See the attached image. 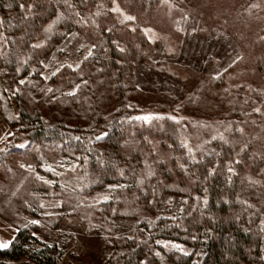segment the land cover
Wrapping results in <instances>:
<instances>
[{
	"label": "trees",
	"instance_id": "16d2710c",
	"mask_svg": "<svg viewBox=\"0 0 264 264\" xmlns=\"http://www.w3.org/2000/svg\"><path fill=\"white\" fill-rule=\"evenodd\" d=\"M163 1L116 0L134 17L137 28L132 31L109 11L112 0H0V70H11L21 88L13 98L18 109L11 122L13 135L0 154V200L21 189L18 199L40 211L31 193L53 192L52 199L74 213L82 197L109 193V201L87 208L94 215L90 229L115 237L104 264H143L158 251L172 264H264V18L254 27L249 77L254 86L250 103L255 102L260 112L235 106L228 137L203 140L192 150L193 162L183 146L185 132L176 121L163 118L148 125L135 120L137 109L128 105L137 67L152 63L156 52L144 30H164L158 10ZM68 33L79 34L88 47L95 44L93 57L81 64L82 76L64 67L49 78L48 85L58 89L59 99H51L49 93L33 100L26 83L19 81H29L35 89L41 85L46 69L39 61L46 62ZM41 41H46L45 46L33 50L31 45ZM76 83L81 84L76 97L62 95ZM96 96L115 99L114 115L99 114L86 125L64 120L90 111L86 109L93 107ZM43 108L52 110L51 115L58 112L60 119L53 122ZM252 114L254 122L243 123ZM241 124L246 131H239ZM102 133L107 136L96 140ZM24 141L25 147H18ZM21 163L25 168L19 167ZM47 163L74 168L52 174L43 168ZM28 164L34 172L27 170ZM229 167L234 172L229 173ZM149 171L154 174L149 176ZM37 172L53 180L52 188L35 181ZM68 191H74L76 198ZM171 199L178 203L167 208ZM123 221L131 224L133 233L116 238V226ZM16 240L19 255L36 264L61 261L63 249L42 242L27 229L19 230ZM157 240L180 243L192 251L185 255L165 250ZM0 255L12 256V252L0 251Z\"/></svg>",
	"mask_w": 264,
	"mask_h": 264
},
{
	"label": "rangeland",
	"instance_id": "374dc122",
	"mask_svg": "<svg viewBox=\"0 0 264 264\" xmlns=\"http://www.w3.org/2000/svg\"><path fill=\"white\" fill-rule=\"evenodd\" d=\"M253 4L259 7H250ZM117 5L115 3L112 7ZM119 8L121 9L120 6ZM158 10L164 30L159 27L144 30L148 40L156 44V52L152 63L137 67L128 105L137 109L135 117L151 114L163 119L175 116L179 121L176 123L185 132L188 147L196 151L203 140L228 137L235 106L257 108L255 102L250 103L254 86L249 77L253 71L251 62L255 54L254 27L264 18V0H164ZM112 13L119 21L124 20L126 15L131 16L122 9ZM122 24L132 31L137 28L135 19L124 20ZM69 40L71 43H68ZM79 43L86 47L76 52L75 48ZM65 47V52L58 51ZM59 48L45 63H52L53 57L58 62L67 60L71 63L77 58L83 60L88 46L79 34L68 33ZM51 70L54 69H46L44 74L48 79L43 76L44 82L37 85L36 89L31 87V82L25 80L33 100L44 99L45 96L39 89L50 87L48 80ZM217 75L218 78L214 79ZM15 81L16 76L11 70H0V154L9 141L8 133H13L11 122L18 115L13 98L21 92V88ZM92 104L93 107L86 109L90 110L87 113L67 115L68 118L64 117V120L71 125H86L94 122L99 114L103 118H110L118 109V103L111 97L96 96ZM43 112L52 116L53 122L60 119L56 111L51 115L52 110L43 108ZM162 119H154L146 124L152 125ZM254 119V115L245 117L243 123L252 124ZM241 129L246 131L244 124H241ZM22 144L26 145L27 141ZM51 164L47 163L43 168L49 171L47 169L50 166L54 169L49 171L52 174H65L74 168ZM36 176H44L38 172L35 174V181L43 183ZM2 177L0 173L1 180ZM29 179L27 177L21 186H25ZM44 180L51 181L50 184H44L52 188L53 180L46 176ZM20 190H16L7 199L0 200V242L12 241L11 246L6 249L12 252V256L0 255V264H36L27 255L20 256L16 250V238L21 229L31 231L46 244L63 249L59 264H104L112 252L115 237L90 229L94 215L89 214L87 208L109 201V193L97 192L82 197L72 213V208L63 209L59 200L52 199L50 194L53 192L31 193L38 204L44 205L38 211L33 203L26 204L18 199ZM67 194L72 199L76 198L74 191H68ZM105 195L109 197L107 201L103 200ZM177 203L176 199H171L167 208L175 207ZM179 207L178 205L177 209ZM32 220L40 223L34 225ZM262 228L264 243V209ZM132 233L131 224L123 221L116 226L114 236H131ZM161 241L160 246L165 250L181 252L172 246L179 244L187 253L192 251L180 243ZM158 252L159 256L154 253L143 264H172L167 262L163 252Z\"/></svg>",
	"mask_w": 264,
	"mask_h": 264
},
{
	"label": "snow or ice",
	"instance_id": "6c2138e0",
	"mask_svg": "<svg viewBox=\"0 0 264 264\" xmlns=\"http://www.w3.org/2000/svg\"><path fill=\"white\" fill-rule=\"evenodd\" d=\"M115 2H116V0H112V3L113 4H115ZM21 7H23V5H21ZM250 7H254L255 8V7H259V5L253 4ZM109 11L110 12H120L121 9L117 5L115 7L110 8ZM99 14L100 13L98 12L97 15H99ZM77 15H79V13H77ZM133 19H134V17H132V16H127V15L124 16V20L131 21ZM124 20H122L120 22L123 23ZM45 31L47 32V31H49V29H45ZM61 35H63V34H61ZM70 35H74V34H70ZM46 39H50V37H48ZM68 43H71V40H69ZM45 44H46V41H41V42H37V43L32 44L31 47H32L33 50H38V49L43 48L45 46ZM85 47L86 46L84 44L79 43L78 46L75 48V51L76 52H80V50L81 49H85ZM95 47H96V45L95 44H92L90 47H88L86 49V55H84L83 60H87V59L93 57V55H94L93 49ZM119 50L121 52H123L125 49L123 47H120ZM58 51H60L61 53H63V52L66 51V47L65 48H59ZM169 51H171V49H169ZM83 60H81L80 58H77V59L73 60L71 63L67 62V60H65V61H59L58 62V61H56L55 57H53V62L52 63H45L44 60H40L39 63L41 65H43V67L45 69H54V70H51L50 71V75L51 76H56L57 73H60L61 72V69L64 68V67H67L68 69H71L73 72L77 73V75H81L82 76V72L80 71V67H81V64L83 63ZM16 71L19 72V68H17ZM41 75L44 76V79H48V76H46L44 73H41ZM213 78L214 79L215 78H218V75H217V77H213ZM19 83L20 84H25V80L21 79L19 81ZM83 83L84 84H87V81L85 80V81H83ZM33 86L35 87V85H33ZM80 88H81V84L80 83H76L74 85H71V90L62 93V95L67 96V97H73L74 98V97H76V95H77L78 91L80 90ZM5 91H7V89H5ZM17 91H18V89H17ZM39 91L41 93H43L44 96H48L49 93H52L53 95H52L51 99H59V97H56L55 96V91H58V89L54 90L52 87H45V88H40ZM254 111L260 112V108H255ZM134 119L135 120H138V121H143L144 123H151L154 119L155 120H159V119H162V117H160V116H153L151 114H148V115H143V116H137ZM169 119H172L173 121H176L177 123H179V121L177 120V118L175 116H171V117H169ZM239 131H242V129H240ZM11 135H13V133L9 132L8 133V136H11ZM104 136H107V133H102L101 135H97L96 136V140H100ZM4 139H7V137H5ZM75 139L80 140V137H75ZM145 139H147V137H145ZM213 139H215V137H213ZM221 139H224V138L221 137ZM149 143H151V141H149ZM225 143H227V141H225ZM183 146L188 149V153L190 155L191 160L193 162H195L196 161V158H195L194 155H192V148L191 147H188V145L186 143H184ZM18 147L23 148V147H25V145L24 144H20V145H18ZM4 150L6 151L7 148H5ZM100 163L103 164L104 161L101 160ZM237 163H239V161H237ZM19 167L23 169V168H25V164L21 163L19 165ZM180 167L182 169H184L185 168V165L181 164ZM27 170L29 172H34V169H33V167H32L31 164H28L27 165ZM47 170L54 171V169H52L50 166L48 167ZM9 171H11V169H9ZM213 171H214V169L213 170H210L209 171V175H211ZM228 172L229 173H232V172H234V169L231 168V167H229L228 168ZM119 173H120V175H123L124 174L122 169L119 170ZM153 174L154 173H152L151 171L148 172V175L149 176H151ZM36 179L41 180L44 183H49V184L52 183L51 181L44 180V177H42V176H36ZM229 179H230V177H229ZM139 183L142 184L143 181L141 180ZM252 183H258V181H252ZM108 198L109 197L107 195H105L103 197V200L104 201H107ZM204 204L207 205V199L206 198L204 200ZM39 206L41 208L44 207L43 204H40ZM31 223L34 224V225H36V224H39L40 222L38 220H32ZM17 231H18V229H17ZM33 235H35V234H33ZM156 243L157 244H161L162 241L157 240ZM11 244H12V241L0 242V249L6 250V249H8L11 246ZM172 246L175 247L176 249L180 250L181 252H183L185 255H188L187 251L181 245L174 244ZM155 255L156 256H159L160 253L159 252H156Z\"/></svg>",
	"mask_w": 264,
	"mask_h": 264
}]
</instances>
